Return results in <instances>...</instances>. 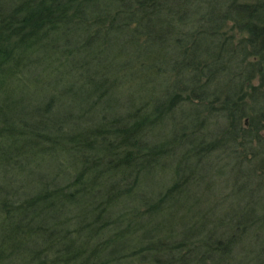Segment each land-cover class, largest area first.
Returning <instances> with one entry per match:
<instances>
[{
    "label": "trees",
    "instance_id": "1",
    "mask_svg": "<svg viewBox=\"0 0 264 264\" xmlns=\"http://www.w3.org/2000/svg\"><path fill=\"white\" fill-rule=\"evenodd\" d=\"M229 21L247 33L237 45L223 33ZM139 65L133 88L149 95L135 114L117 113L110 85L136 81ZM35 151L72 170L41 172L37 193L12 201L0 179L2 254L187 264L198 249L195 264L225 263L264 189V0H0V166ZM163 160L182 181L147 194L144 178ZM225 169L249 206L206 219L196 177Z\"/></svg>",
    "mask_w": 264,
    "mask_h": 264
},
{
    "label": "rangeland",
    "instance_id": "2",
    "mask_svg": "<svg viewBox=\"0 0 264 264\" xmlns=\"http://www.w3.org/2000/svg\"><path fill=\"white\" fill-rule=\"evenodd\" d=\"M248 1H250V3H253V2H256L257 0H248ZM223 33H225L226 37L228 38L233 37L232 41L234 45H237L239 41L243 37H246L247 35L245 31H241L239 28H237L234 22L232 21L227 22L225 28L223 29ZM34 70L38 71L36 68H34ZM136 71H137L136 77L134 78L136 81L132 80V82H130L125 78L123 82H120L119 84L114 83L113 85H110V90H109L110 100L115 102L116 105H114V109L117 111V113H120V111L121 112L126 111V114H128V116L135 114L137 107H139L142 104L141 101L144 100V98H147V96L149 95L147 91L143 90L142 92L143 95L142 97H140L139 92H136V90L134 91V88H135L134 86L137 85L136 83L144 81V76L142 77L144 72L142 73L141 65L138 66ZM138 71H140L141 73H138ZM35 76H34V79H37L38 76L36 77ZM48 80L49 79H47L46 77L42 78L39 82H37V84H39V86L40 85L43 86L48 83ZM258 80L259 79L256 78L255 84L258 83ZM111 82H114V81L112 80ZM153 84H156V83H153ZM27 92L30 93L29 95L36 97L30 85L26 93ZM43 94H45V92H43ZM43 94L39 93V96L41 97L43 96ZM72 101L67 102L66 105H68L69 103H72ZM64 108L65 107H63V109ZM112 108H113V105H112ZM57 110L59 111L62 109L61 107L58 106ZM170 144L168 147H174V144H172L171 146ZM38 154L39 153L35 151V154L31 153L30 155H27V157L20 156V160H19V156L17 155V159L19 160L17 162L18 164L20 163L21 166L19 165L17 166L10 162L7 163V166L6 165H4V167L0 166V179L3 181H6L7 184L12 187L11 189L14 195L12 196V199L10 201H12L14 198L17 197V195L21 193H25L24 195H26L27 193V196L36 194L37 184L35 183V181L37 180V176H39L41 172L45 171L48 174H54L56 172L61 171V174H64L66 169L72 170L70 169V166L68 165L67 161H65L64 163L61 162V161H64L63 158L60 161V160H57L56 158H51L46 155L43 156V154H40L39 156ZM62 157H65V156H62ZM225 158L228 159L227 157ZM168 161H169L168 163H170L169 166L167 165L166 161L164 160L162 161L164 164L161 163L160 166H162L161 167L162 169H160L157 172V175L153 174L152 176L149 175V177L147 175L144 178L145 180L142 183L141 187L146 188L147 194L150 193L149 188L152 189L157 184V182L159 181L162 182L163 179L166 180L165 185H164L165 190L170 189L179 180L182 181L179 171L177 172L175 171L176 166H177L176 162L175 161L172 162L171 160H168ZM61 164L65 167V170L59 168ZM228 169H231V168L228 167ZM228 169H225V173L223 175H220L215 178H212L213 176L206 177L205 179H203V177H199V178L196 177V181L197 180L199 181L200 179V182L202 183L200 184L199 191L196 193L195 197L196 199L200 200L198 201V202H201L200 205L201 206L203 205L204 210L202 211L201 216H203L206 219L209 218V216L217 215V210H216L217 207L219 208L223 207L226 209L228 206L232 205L233 207H237L236 209L238 211L239 210L242 211V209H245L246 207L249 206L248 200L250 199L249 197L251 196L250 193L248 195V192L246 191L239 192V190H237L238 187L235 186L233 178H231L233 174H231L229 172L230 170ZM210 179H213V182L209 183ZM154 181H155V184H154ZM186 184L188 185L189 188L196 190V186H195L196 184L192 178H189ZM15 192L17 193L16 195H15ZM208 194H210L211 197H209ZM259 199L260 200H258V203L255 202L254 204L255 208L253 212L255 213L256 218H254L255 216L253 218L255 220L252 223L248 224L249 230L246 231V233L242 232V229L234 232L235 234H237L235 236L236 240L239 241L240 239L241 243L237 245L233 256H229V255L226 256V261L223 264H264V189L262 190V193L259 196ZM10 201H8V203ZM145 208L143 209L141 208L142 209L141 213L145 212ZM1 218L2 217H0V219ZM0 223H1V220H0ZM174 243H175L174 246H177V241H175ZM7 248L9 249L4 250L5 252L3 254H2L3 251L0 250V257L2 256L1 258L5 259L6 257L10 256L9 261L12 260L14 264L17 263L15 262L16 260L19 262L17 264L33 263L29 261V259L27 260V257L29 258V256H25L24 253L21 254L20 252H16L14 254V251L13 250L11 251L12 248L10 249L8 245H7ZM198 251H199L198 249H194V252L191 255L192 259L190 257L189 262L187 264H195L194 262L200 261V253ZM194 253L195 254L197 253L196 256H194ZM19 255H21V257H17ZM0 264H4V263L0 262ZM63 264H66V263H63Z\"/></svg>",
    "mask_w": 264,
    "mask_h": 264
}]
</instances>
